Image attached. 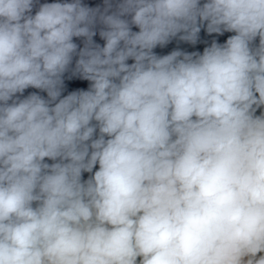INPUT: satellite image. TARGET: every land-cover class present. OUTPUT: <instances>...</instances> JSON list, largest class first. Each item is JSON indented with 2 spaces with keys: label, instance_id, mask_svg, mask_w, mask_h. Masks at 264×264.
<instances>
[{
  "label": "clouds",
  "instance_id": "9594fccd",
  "mask_svg": "<svg viewBox=\"0 0 264 264\" xmlns=\"http://www.w3.org/2000/svg\"><path fill=\"white\" fill-rule=\"evenodd\" d=\"M0 264H264V0H0Z\"/></svg>",
  "mask_w": 264,
  "mask_h": 264
}]
</instances>
